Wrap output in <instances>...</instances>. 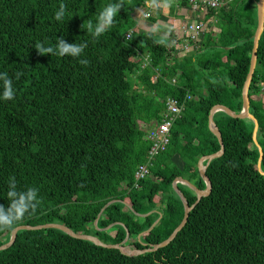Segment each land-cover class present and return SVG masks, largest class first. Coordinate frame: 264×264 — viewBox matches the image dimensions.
Returning <instances> with one entry per match:
<instances>
[{
  "label": "trees",
  "instance_id": "1",
  "mask_svg": "<svg viewBox=\"0 0 264 264\" xmlns=\"http://www.w3.org/2000/svg\"><path fill=\"white\" fill-rule=\"evenodd\" d=\"M146 1L119 0L114 24L95 37L89 23L94 31L100 11L116 0H0V72L15 89L14 99L0 100V204L9 206L13 178L18 191L35 188L39 199L16 226L59 222L105 243L150 248L183 220L174 180L206 188L198 161L221 147L209 115L215 105L236 113L243 108L258 0L210 9L215 26L182 57L174 30L139 27ZM161 3L156 0V11ZM61 5L65 15L57 20ZM58 38L86 47L79 57L35 48L55 49ZM263 93L264 32L249 88L264 171ZM168 97L183 111L168 146L136 187V169L151 147L150 129L163 118ZM213 118L225 151L207 166L211 192L199 199L177 184L195 206L168 245L133 255L57 228L21 230L0 250V264H264V174L255 123L224 111ZM11 232L0 229V245Z\"/></svg>",
  "mask_w": 264,
  "mask_h": 264
},
{
  "label": "water",
  "instance_id": "2",
  "mask_svg": "<svg viewBox=\"0 0 264 264\" xmlns=\"http://www.w3.org/2000/svg\"><path fill=\"white\" fill-rule=\"evenodd\" d=\"M257 9H258V11H257L258 12V25H257L256 31L254 33L253 49H252V54H251L249 72L247 74L246 80H245L243 88H242L243 108H242L240 113H236L233 110H231V109H229L223 105H215L211 109V112L209 115V127H210L211 131L217 136V138L220 142V145H221L220 150L215 152V153L202 156L198 161L199 173H200L202 179L206 183V188L204 190L198 188L193 183H191L188 180L183 179L181 177L174 180L173 187L184 203L185 213H184V217H183V220L181 221V223L174 229V231L171 233V235L165 241H162L161 243L156 244L150 248H144V249H140V250H138L136 248H134V249L129 248L128 249L129 251H125L123 249V246L120 244L105 243L102 240H100L97 236L90 235V234H84V233H77L62 223L52 222V223H45V224H38V225L22 224V225L16 226L15 230L11 232L9 241L4 243L3 245H0V250H3V249L10 247L15 242V240L17 238V234L19 231H21V230H39V229H44V228H57V229H60L64 232L68 233L69 235H71L75 238L89 240V241L95 243L96 245H100V246L107 247V248H118V249L123 250L127 254H133V255H138V254H142L145 252L155 251L160 247H164V246L168 245L175 238L177 233L179 231H181L183 229V227L186 225L188 218H189L190 211L195 206V205H192V206L189 205V202L187 201L185 195L179 189L177 184L182 183V184H185L188 187H190L198 195L199 199L203 196H207L211 192L212 184H211L209 177L206 174L207 166L209 165V163L213 159L222 156L224 151H225V146L223 143L222 134H221L220 130L218 129L217 125L215 124L214 118H213L214 114L218 111H224L232 117L250 118L254 121L255 127H254L253 136H254V141H255V143L259 149V152H260V157L258 160V169L261 171V173L264 174V171L261 169V162L263 159V150H262V147L259 145L257 138H256L257 131L259 128V122L249 112L250 111L249 88H250V84H251L252 79H253V75H254V72L256 69V65H257L260 38L264 32V0H258ZM204 163H206V164L204 165Z\"/></svg>",
  "mask_w": 264,
  "mask_h": 264
},
{
  "label": "built area",
  "instance_id": "3",
  "mask_svg": "<svg viewBox=\"0 0 264 264\" xmlns=\"http://www.w3.org/2000/svg\"><path fill=\"white\" fill-rule=\"evenodd\" d=\"M178 6H183L191 13L190 18L180 25L178 30H174L175 46L177 56H185L198 46L199 41L207 32L206 22L207 13L210 9H219L234 0H171ZM186 3L183 5L182 3ZM156 7V0L146 1L145 6L139 10L143 19H149ZM189 17V16H188ZM132 31L127 33V38H130ZM148 60V57L146 58ZM175 81V80H174ZM167 109L163 114L161 121L155 123L150 129L149 137L151 140V147L148 152L147 161L140 164L135 172V179L137 180L135 186H138V181L146 178L150 174V166L154 158L164 151L170 142V131L176 119L180 117L183 106L179 104L178 100L173 97H168L166 100Z\"/></svg>",
  "mask_w": 264,
  "mask_h": 264
},
{
  "label": "clouds",
  "instance_id": "4",
  "mask_svg": "<svg viewBox=\"0 0 264 264\" xmlns=\"http://www.w3.org/2000/svg\"><path fill=\"white\" fill-rule=\"evenodd\" d=\"M121 5L119 0L109 3L99 13L97 22L93 29V25L89 23L88 29L95 37H99L106 32L115 22L114 18L119 12ZM65 15V8L61 5L59 11L55 13V18L61 20ZM85 44L67 43L64 39L58 38L56 48L45 47L41 44H37L35 48L40 54L57 55L63 57L65 55L71 57H79L83 52ZM82 63L84 61H81ZM0 100H12L15 96V89L13 87V81L6 72H0ZM7 198L9 206L5 207L0 204V229H7L14 231L16 224L31 211H35L39 199L38 190L35 188H28L26 191H18L16 187L15 179L13 178L9 183V190L7 191Z\"/></svg>",
  "mask_w": 264,
  "mask_h": 264
},
{
  "label": "rangeland",
  "instance_id": "5",
  "mask_svg": "<svg viewBox=\"0 0 264 264\" xmlns=\"http://www.w3.org/2000/svg\"><path fill=\"white\" fill-rule=\"evenodd\" d=\"M171 2H174V1H171ZM177 10L179 11L178 8H175V11L169 8L168 10L159 8L157 11L154 9L152 16L146 20H143L141 13H138L140 17L139 27L144 31L154 30L157 32L158 31L162 32V33L169 32L170 29L172 30V32L173 30H178L180 28V25L183 24L190 17L180 12H177ZM206 28L210 30L212 29L211 25L208 24V21L206 23ZM262 99L264 101V93H263ZM127 207H129V205H127ZM133 238L137 240L139 236H136ZM129 248L134 249L135 247L133 245L123 247L125 251H129L128 250Z\"/></svg>",
  "mask_w": 264,
  "mask_h": 264
},
{
  "label": "crops",
  "instance_id": "6",
  "mask_svg": "<svg viewBox=\"0 0 264 264\" xmlns=\"http://www.w3.org/2000/svg\"><path fill=\"white\" fill-rule=\"evenodd\" d=\"M162 3V6H161V8H163V9H166V10H168V8L169 9H172L173 7H174V9L175 8H178L179 9V11L177 10V12H180V13H182V14H185V15H187V16H189L190 17V15H191V13L190 12H188L187 14H186V9L185 8H183V7H181V6H178L175 2H171V0L169 1V0H160ZM207 21H208V24H210L211 25V27L213 28L215 25H214V17L212 18V17H210V18H208V16H207ZM207 23V22H206ZM207 31H210V29H207ZM175 39H176V37H175Z\"/></svg>",
  "mask_w": 264,
  "mask_h": 264
}]
</instances>
